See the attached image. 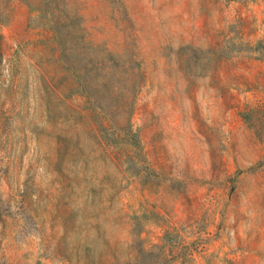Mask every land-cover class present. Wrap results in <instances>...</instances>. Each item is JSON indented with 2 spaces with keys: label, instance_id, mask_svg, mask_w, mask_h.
I'll return each mask as SVG.
<instances>
[{
  "label": "rangeland",
  "instance_id": "rangeland-1",
  "mask_svg": "<svg viewBox=\"0 0 264 264\" xmlns=\"http://www.w3.org/2000/svg\"><path fill=\"white\" fill-rule=\"evenodd\" d=\"M264 0H0V264H264Z\"/></svg>",
  "mask_w": 264,
  "mask_h": 264
},
{
  "label": "crops",
  "instance_id": "crops-1",
  "mask_svg": "<svg viewBox=\"0 0 264 264\" xmlns=\"http://www.w3.org/2000/svg\"><path fill=\"white\" fill-rule=\"evenodd\" d=\"M243 177V183L239 187L243 190V196L249 200L258 198V202L263 206L264 211V171L245 174Z\"/></svg>",
  "mask_w": 264,
  "mask_h": 264
}]
</instances>
